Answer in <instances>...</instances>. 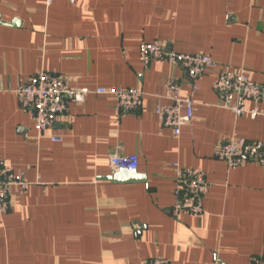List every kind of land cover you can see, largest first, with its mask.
<instances>
[{"label": "crops", "instance_id": "0c3cea01", "mask_svg": "<svg viewBox=\"0 0 264 264\" xmlns=\"http://www.w3.org/2000/svg\"><path fill=\"white\" fill-rule=\"evenodd\" d=\"M155 39L243 65L264 83V0H0V162L31 181L0 214V264H143L155 255L169 264H250L264 256V166L229 168L213 155L230 135L264 139V118L223 107L210 67L193 93L192 121L175 135L156 107L168 102L169 75L184 95L191 85L177 65L140 60V43ZM40 69L92 90L69 103L73 121L60 116L44 135L15 93ZM99 86L141 87L144 103L117 115ZM113 153L138 154L146 179L109 178L120 171ZM174 162L206 172L201 217L172 214Z\"/></svg>", "mask_w": 264, "mask_h": 264}, {"label": "built area", "instance_id": "2783aa9c", "mask_svg": "<svg viewBox=\"0 0 264 264\" xmlns=\"http://www.w3.org/2000/svg\"><path fill=\"white\" fill-rule=\"evenodd\" d=\"M76 0H70L74 3ZM48 3L52 0H47ZM140 60L149 64L153 60L166 61L184 70L187 82L191 85L189 94L182 93L181 81L169 75L165 82L167 103L156 107L163 125L170 127L175 135H179L182 127L190 123L194 117L197 100L194 92L199 88L198 80L210 67H216L217 76L214 88L219 95L220 104L230 109L235 115L249 114L251 117L264 118V83L252 79L245 66L223 65L205 52L178 51L161 41H142L140 43ZM92 90L87 86H77L62 72L40 69L15 89L21 108L32 118L39 135L49 134L55 121L65 117L73 121L70 112L71 101L82 102ZM94 91L113 96L117 115L137 111L144 103V91L138 86H99ZM253 103L248 106L247 102ZM53 140L61 137L51 134ZM213 155L224 160L229 168L239 166L246 161L257 162L264 166V139H247L230 135L222 138L214 147ZM110 164L114 170L137 169L139 156L136 153L110 155ZM175 169V201L172 214L179 216L187 213L196 217L204 214V198L210 183L206 172L199 166L184 167L174 162ZM31 181L21 171H16L8 163L0 162V214L10 207V196L13 191L24 193ZM107 264H132L129 261ZM143 264H169L163 255H155ZM250 264H264V256L255 255Z\"/></svg>", "mask_w": 264, "mask_h": 264}, {"label": "water", "instance_id": "95a60500", "mask_svg": "<svg viewBox=\"0 0 264 264\" xmlns=\"http://www.w3.org/2000/svg\"><path fill=\"white\" fill-rule=\"evenodd\" d=\"M16 21H14L15 23ZM109 178H113L115 181H133V180H145L146 175L140 173L137 169H120V171L115 172L113 175H109Z\"/></svg>", "mask_w": 264, "mask_h": 264}]
</instances>
